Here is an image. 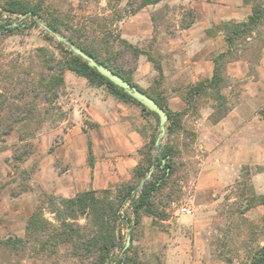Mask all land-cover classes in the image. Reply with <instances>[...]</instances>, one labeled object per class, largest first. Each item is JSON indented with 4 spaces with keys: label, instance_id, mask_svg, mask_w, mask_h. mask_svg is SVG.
<instances>
[{
    "label": "rangeland",
    "instance_id": "374dc122",
    "mask_svg": "<svg viewBox=\"0 0 264 264\" xmlns=\"http://www.w3.org/2000/svg\"><path fill=\"white\" fill-rule=\"evenodd\" d=\"M140 1L57 0V3L61 4V8L67 12V16L75 27L81 29V32L87 33L91 38L98 36L100 40L109 41L108 45L113 46V54L121 55L120 62L125 71L132 75L135 83L152 93L161 94L166 98L169 107L170 98L179 97L178 104L173 103L170 109L174 111L185 109L187 112L183 118L184 127L188 131H195V119H212L214 107L219 103L211 95H199L192 105H188L182 97L190 84L204 79L198 77L192 67H189V63L198 55L193 49H185L184 42L188 27L184 28L183 24L190 20V11L195 13L194 22L198 12L203 20L214 15L219 20L217 23L229 19L243 20L245 13L243 10L239 11V8L251 7V5L244 0H162L134 11ZM33 20L31 16L3 14L2 21L17 22V29L12 33H0V63L10 59L27 62L41 46L54 49L53 45L56 44H52L47 37V30L41 24L43 21L38 19L39 22L33 24ZM217 23H209V25L212 27ZM170 37L178 38L174 50H168L163 46ZM120 38L128 40L160 61L163 65L164 77H160L147 54H141L135 59L132 52L119 42ZM213 55H211L212 59ZM262 57L258 63H250L245 58L238 59L247 65L246 73L240 77L231 74V69L235 70L238 60L229 62L227 82L222 86V93L226 95L230 109L244 105L242 94L243 91L249 90L250 85L258 91L261 98L256 100L257 104L253 103L252 98L245 99L247 104L253 105L248 111L250 119H264V84L251 83L258 78ZM141 60L149 62L151 68H142ZM83 78L90 85L87 79ZM73 85V81L70 80L61 90L60 97L53 103L50 112H46V122L30 140L33 152L24 161L19 162L13 157L16 146L22 143L18 131L14 130L10 135L0 133V235L2 237L25 236L27 220L40 204L44 193L65 197L78 193L68 192V195L57 193V190L66 184L64 179L59 180L61 179L59 176L64 175L68 166L54 156L56 148L64 143L66 133L74 128L72 112L82 101L81 94L75 91ZM95 87H102L108 91L105 85ZM128 104L139 110L142 119H147L142 126L147 137H144L145 145L154 131L156 119L145 115L137 103ZM82 114L84 119L91 122L85 110ZM78 130L79 133L82 132L81 129ZM174 139L180 151L178 160L181 169L173 178L174 194L170 199L164 197L162 208L168 216L166 219H159L144 215L142 224L133 230V244L140 251L141 259L145 264H208L207 261H211V264H229L220 258V255L232 258L233 264H240L246 259L251 246L264 244V204L257 203L247 208L254 192L258 200L260 195H264L252 180L259 172H264V165H243L240 177L229 186L217 191L215 198L220 196V200L204 214L199 211L196 199L197 180L204 151L198 146L197 139L194 140L184 130ZM167 141L165 135L161 142ZM120 183L122 182L109 187ZM172 201L188 202L193 208V213L177 212ZM242 210H245V213H241ZM125 211L132 215L129 207ZM46 216L52 217L48 211ZM120 230L124 237L123 243H126L132 228L124 223L120 225ZM70 253L67 246H62L56 261L53 262L54 258L38 256L31 251L16 254L0 248V264H81ZM120 255L118 249L116 258L118 259Z\"/></svg>",
    "mask_w": 264,
    "mask_h": 264
},
{
    "label": "trees",
    "instance_id": "16d2710c",
    "mask_svg": "<svg viewBox=\"0 0 264 264\" xmlns=\"http://www.w3.org/2000/svg\"><path fill=\"white\" fill-rule=\"evenodd\" d=\"M160 1L162 0H141L133 10L137 11ZM244 2L250 4L252 9L245 20H224L206 30L210 36L222 32L228 48L213 55L215 69L212 77L190 84L182 95L188 105H192L199 95L213 96L219 103L214 107L211 115V120L214 122L225 117L230 109L227 97L222 93V86L227 82L228 63L241 58L247 59L250 63H258L263 55L264 1L244 0ZM61 7L57 0H0V33H12L17 29L12 22L2 21L5 13L10 16H31L34 18L33 24H37L38 19H41L53 31L64 35L99 63L111 68L154 97L169 114L166 133L168 141L156 145L159 134V117L156 113L91 67L87 60L75 54L68 45L57 40L47 30V37L52 44H56L53 45L54 49L41 46L27 62L10 59L0 63V133L10 135L14 130L18 131L22 143L15 148L13 155L15 160L22 162L32 154L30 140L43 127L47 120L46 112H50L53 103L60 97L61 90L66 87L68 71L85 77L92 86L105 85L120 101L137 103L145 115L156 119V125L147 143L139 150L142 158L129 181L99 190L89 188L71 197L44 193L40 204L27 220L25 236L0 235V248L16 254L31 251L38 256L54 258L53 262H55L60 248L67 246L71 256L81 264H145L141 259L140 251L133 244V230L142 224L144 215L159 219L167 218L168 215L162 208L164 197L170 199L174 194L173 178L181 169L178 160L180 151L174 138L184 130L196 140L197 133L188 131L184 127L183 118L187 112L185 109L171 110L165 97L135 83L132 75L123 68L120 62L121 55L113 54V46L108 45L109 41L100 40L98 36L91 38L87 33L81 32ZM189 15L190 20L183 24L184 28L190 27L195 21L194 11H190ZM119 42L132 52L135 59L141 54H147L160 77H164V69L160 61L126 39L120 38ZM86 124L97 125L87 120ZM84 131L87 132V128H84ZM142 133L146 137L145 131L142 130ZM87 154L88 163L93 168L95 156L89 135ZM152 168L154 170L151 176L146 178ZM256 196L254 192L247 208L257 203L264 204V195H260V200ZM127 207L130 208L132 215L125 211ZM46 211L52 217H47ZM241 213H245V210ZM124 223L132 228L131 243L127 249H124V237L120 230V225ZM118 249L121 255L117 259ZM248 252L246 259L240 264H264V244L251 246ZM220 258L233 264L232 258L223 255H220Z\"/></svg>",
    "mask_w": 264,
    "mask_h": 264
},
{
    "label": "crops",
    "instance_id": "0c3cea01",
    "mask_svg": "<svg viewBox=\"0 0 264 264\" xmlns=\"http://www.w3.org/2000/svg\"><path fill=\"white\" fill-rule=\"evenodd\" d=\"M239 9L245 13L243 20L252 11L250 6ZM218 21L214 15L203 20L198 12L196 22L188 27L184 44L185 49H193L198 55L189 63V67H192L198 77H212L215 63L211 55L228 48L222 32L214 36L206 32L210 27L209 23ZM177 42L178 38L170 37L163 46L174 50ZM236 63L235 70L231 69V74L240 77L246 73L247 65L242 60ZM140 66L151 68L150 63L143 60ZM258 74V78L251 83L264 84V55ZM66 80L67 83L73 81L74 89L81 94L79 95L82 101L72 112L74 128L66 133L64 143L55 151L56 159L64 161L68 166L64 175L59 176V180L64 179L66 184H63L57 193L68 195V192L75 193L88 188L99 190L129 181L141 158L139 150L145 143L142 126L147 119L141 118L138 109L120 101L102 87L88 85L81 76L68 71ZM249 87V90L243 91L242 94L244 105L230 109L225 119L217 122L211 119H195L197 144L204 151L197 180L196 199L199 211L204 214L220 200V196L215 198L217 191L240 177L243 165H264V119H250L248 111L253 105L247 104L245 100L252 98L253 103L257 104L256 100L261 97L252 85ZM178 99L177 96L170 98L171 108L173 103L178 104ZM84 110L87 118L97 125L86 124L82 114ZM83 127L88 131L85 132ZM78 129L82 132L79 133ZM88 135L91 137L95 156L93 168L88 163ZM252 180L260 192L264 193V172H259Z\"/></svg>",
    "mask_w": 264,
    "mask_h": 264
},
{
    "label": "water",
    "instance_id": "95a60500",
    "mask_svg": "<svg viewBox=\"0 0 264 264\" xmlns=\"http://www.w3.org/2000/svg\"><path fill=\"white\" fill-rule=\"evenodd\" d=\"M46 30L54 35L59 41L64 42L69 48L77 55L87 60L88 64L95 68L103 76L107 77L111 82L120 88L124 89L129 95L135 98L138 102L144 105L146 108L156 113L159 117V134L156 139V145L161 143V140L167 133V123L169 121L168 111L151 95L145 92L143 89L133 85L131 82L123 78L120 74L113 71L106 65L99 63L93 56L86 53L82 48L78 47L74 43L70 42L64 35H61L53 31L47 24L41 23ZM17 26V22L12 23ZM153 168L148 172L146 178H149L153 172ZM144 182V180L142 181ZM131 243V234L128 235L124 249H127Z\"/></svg>",
    "mask_w": 264,
    "mask_h": 264
},
{
    "label": "built area",
    "instance_id": "2783aa9c",
    "mask_svg": "<svg viewBox=\"0 0 264 264\" xmlns=\"http://www.w3.org/2000/svg\"><path fill=\"white\" fill-rule=\"evenodd\" d=\"M173 207L177 209V212L184 214H192L193 208L188 202L172 201Z\"/></svg>",
    "mask_w": 264,
    "mask_h": 264
}]
</instances>
